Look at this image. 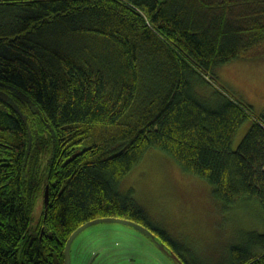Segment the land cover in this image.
Returning a JSON list of instances; mask_svg holds the SVG:
<instances>
[{
    "label": "trees",
    "instance_id": "1",
    "mask_svg": "<svg viewBox=\"0 0 264 264\" xmlns=\"http://www.w3.org/2000/svg\"><path fill=\"white\" fill-rule=\"evenodd\" d=\"M263 52L264 0H0V264H63L68 236L98 217L165 242L120 186L150 148L227 208L264 214V114L215 74ZM253 237L228 264H264V232Z\"/></svg>",
    "mask_w": 264,
    "mask_h": 264
},
{
    "label": "rangeland",
    "instance_id": "2",
    "mask_svg": "<svg viewBox=\"0 0 264 264\" xmlns=\"http://www.w3.org/2000/svg\"><path fill=\"white\" fill-rule=\"evenodd\" d=\"M264 53V52H263ZM216 82L264 114V54L232 59L215 68ZM251 124L246 119L232 141L235 150ZM152 225L164 229L165 242L119 222H100L80 231L70 246L71 264H176L167 250L175 248L188 264H228L233 246L251 248L255 233L264 232V214L257 202L227 208L211 194L203 179L186 173L168 155L148 149L122 178ZM40 205L31 214L29 235L35 233Z\"/></svg>",
    "mask_w": 264,
    "mask_h": 264
},
{
    "label": "water",
    "instance_id": "3",
    "mask_svg": "<svg viewBox=\"0 0 264 264\" xmlns=\"http://www.w3.org/2000/svg\"><path fill=\"white\" fill-rule=\"evenodd\" d=\"M47 203H48L47 186H45V190H44V211H46ZM100 222H119V223H123V224H128V225L134 227L135 229H137L138 231H140L141 233L154 238V234L151 232L150 229H148L147 227H145L144 225H142L136 221L125 219V218H120V217H116V216L94 218V219L88 220V221L84 222L83 224H81L80 226H78L68 236V238L65 241L64 248H63V264H71L70 251L69 250H70L71 243H72L73 239L76 237V235L80 231L85 229L86 227L93 225L95 223H100ZM159 247L161 249H163L165 251V253L175 261L176 264H183L182 261L179 259V257L176 256V254H174L173 252H171L170 250H167L165 248L163 243H159Z\"/></svg>",
    "mask_w": 264,
    "mask_h": 264
},
{
    "label": "bare ground",
    "instance_id": "4",
    "mask_svg": "<svg viewBox=\"0 0 264 264\" xmlns=\"http://www.w3.org/2000/svg\"><path fill=\"white\" fill-rule=\"evenodd\" d=\"M259 252V251H258Z\"/></svg>",
    "mask_w": 264,
    "mask_h": 264
}]
</instances>
